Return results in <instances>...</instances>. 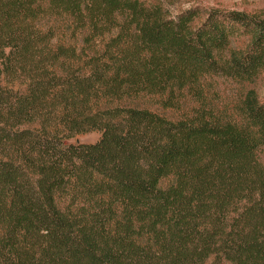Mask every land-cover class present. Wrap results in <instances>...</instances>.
Listing matches in <instances>:
<instances>
[{"label": "trees", "instance_id": "obj_1", "mask_svg": "<svg viewBox=\"0 0 264 264\" xmlns=\"http://www.w3.org/2000/svg\"><path fill=\"white\" fill-rule=\"evenodd\" d=\"M200 15L0 0V264H264V17Z\"/></svg>", "mask_w": 264, "mask_h": 264}, {"label": "rangeland", "instance_id": "obj_2", "mask_svg": "<svg viewBox=\"0 0 264 264\" xmlns=\"http://www.w3.org/2000/svg\"><path fill=\"white\" fill-rule=\"evenodd\" d=\"M147 4H159L167 12V16L170 18L177 17L180 13L191 8H198L203 15L201 18L206 16V12L211 9L221 11H238L249 14H257L258 16L264 17V0H141ZM44 27H52L55 29L56 37L55 42L74 43L78 48L82 46L83 33H79L73 30L71 22L68 20H57L54 18H48L43 22ZM76 38V41H70ZM244 37H237L232 40V45L238 47L243 45ZM99 43V41L97 42ZM99 45V44H98ZM250 88L256 91L257 96L260 100H264V74H262ZM240 86L227 79H219L216 83L212 82L211 91L208 93V100H211L213 105L222 107V104L231 105L233 98L237 97ZM152 109L157 108L151 106ZM182 109H186L183 105ZM162 114L168 118L174 119L177 114L173 111L163 112ZM99 138L98 132L86 133L83 135H77L74 137L73 142L78 143H93Z\"/></svg>", "mask_w": 264, "mask_h": 264}]
</instances>
